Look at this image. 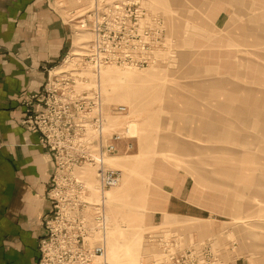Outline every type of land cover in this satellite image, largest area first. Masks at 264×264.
<instances>
[{
  "label": "rangeland",
  "instance_id": "rangeland-1",
  "mask_svg": "<svg viewBox=\"0 0 264 264\" xmlns=\"http://www.w3.org/2000/svg\"><path fill=\"white\" fill-rule=\"evenodd\" d=\"M55 1L74 35L58 66L81 92L98 86L105 110L127 106L108 120L134 135L106 160L119 185L92 194L109 264H264V0ZM181 193L185 217L167 215Z\"/></svg>",
  "mask_w": 264,
  "mask_h": 264
},
{
  "label": "built area",
  "instance_id": "built-area-1",
  "mask_svg": "<svg viewBox=\"0 0 264 264\" xmlns=\"http://www.w3.org/2000/svg\"><path fill=\"white\" fill-rule=\"evenodd\" d=\"M47 72L44 86L23 99L21 122L39 134V144L53 164L51 207L44 217L47 234L40 242L39 264H109L110 218L105 200L95 203L92 194L104 196L121 182V172L106 160L132 149L134 135L128 125L113 130L108 117L124 116L128 107L112 104L105 110L101 89L81 92L71 69L55 66ZM91 167L96 169V189L85 173ZM173 242L172 234L157 242L171 263L178 253L168 250Z\"/></svg>",
  "mask_w": 264,
  "mask_h": 264
},
{
  "label": "crops",
  "instance_id": "crops-1",
  "mask_svg": "<svg viewBox=\"0 0 264 264\" xmlns=\"http://www.w3.org/2000/svg\"><path fill=\"white\" fill-rule=\"evenodd\" d=\"M73 37L55 0H0V264H39L53 164L21 123L23 99L44 86ZM185 204L171 195L164 210L185 217Z\"/></svg>",
  "mask_w": 264,
  "mask_h": 264
},
{
  "label": "bare ground",
  "instance_id": "bare-ground-1",
  "mask_svg": "<svg viewBox=\"0 0 264 264\" xmlns=\"http://www.w3.org/2000/svg\"><path fill=\"white\" fill-rule=\"evenodd\" d=\"M107 69H110V68H106V69H104V71H103V73L107 70ZM244 143H246V142H244ZM234 160V159H233ZM219 162H221V161H219ZM220 164H226V165H229V164H231V165H234L230 160H227L226 162H221ZM242 168H243V166H242ZM223 170V169H222ZM230 171V170H229ZM233 172V171H232ZM235 172V171H234ZM239 174H240V172H239ZM242 175V174H241ZM92 182V181H91ZM92 188L94 189V187H95V189H96V182L94 181V182H92ZM231 195H232V197H235V200H237V201H243V202H246V200H248L247 198H246V196H244V195H242V194H238V192H236V193H233V192H231ZM107 196V195H106ZM236 201V202H237ZM113 251H114V254H115V256L117 255V254H119L118 253V251H119V249H118V244H115L113 247Z\"/></svg>",
  "mask_w": 264,
  "mask_h": 264
}]
</instances>
